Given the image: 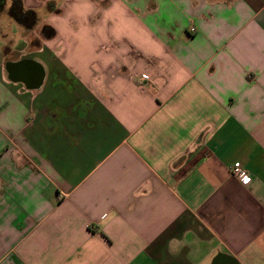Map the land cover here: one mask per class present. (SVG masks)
I'll use <instances>...</instances> for the list:
<instances>
[{"label":"crops","instance_id":"0c3cea01","mask_svg":"<svg viewBox=\"0 0 264 264\" xmlns=\"http://www.w3.org/2000/svg\"><path fill=\"white\" fill-rule=\"evenodd\" d=\"M96 8L0 29V264H264V0Z\"/></svg>","mask_w":264,"mask_h":264},{"label":"rangeland","instance_id":"374dc122","mask_svg":"<svg viewBox=\"0 0 264 264\" xmlns=\"http://www.w3.org/2000/svg\"><path fill=\"white\" fill-rule=\"evenodd\" d=\"M54 1L55 4H59V6L65 4L64 7L68 8H64L62 15L58 17L49 18L47 15L39 13L41 21H44V24L37 22L36 25L30 29H21L14 20L8 17L7 14H0V29L5 30V33L13 38V46L22 39L26 41V47L33 48L42 46L45 42L46 35L44 36L41 33V29L47 24L52 25L58 31L71 35H78L81 32L92 34L93 22L98 13V8H96V5L98 4L99 0H80V2L79 0ZM54 28L53 30H55ZM90 45L91 41L86 40L80 41L77 46H79L78 48H83Z\"/></svg>","mask_w":264,"mask_h":264},{"label":"trees","instance_id":"16d2710c","mask_svg":"<svg viewBox=\"0 0 264 264\" xmlns=\"http://www.w3.org/2000/svg\"><path fill=\"white\" fill-rule=\"evenodd\" d=\"M5 0H0V13L4 10ZM7 14L19 25L25 29H30L38 22L37 13L32 9L23 6L22 0H11V4L7 9ZM41 33L46 37H51L54 30L49 25H44Z\"/></svg>","mask_w":264,"mask_h":264},{"label":"built area","instance_id":"2783aa9c","mask_svg":"<svg viewBox=\"0 0 264 264\" xmlns=\"http://www.w3.org/2000/svg\"><path fill=\"white\" fill-rule=\"evenodd\" d=\"M145 77V76H143ZM230 174L237 178L242 184L247 185L251 181L248 172L241 166L240 162H234L229 168Z\"/></svg>","mask_w":264,"mask_h":264},{"label":"flooded vegetation","instance_id":"af4514ba","mask_svg":"<svg viewBox=\"0 0 264 264\" xmlns=\"http://www.w3.org/2000/svg\"><path fill=\"white\" fill-rule=\"evenodd\" d=\"M23 62H24V61H23ZM23 62L21 61L22 64H23ZM26 62L28 63V61H25V63H26ZM24 68H28V66H27L26 64H24ZM10 72H11V74L13 73V69H12V68L10 69Z\"/></svg>","mask_w":264,"mask_h":264},{"label":"water","instance_id":"95a60500","mask_svg":"<svg viewBox=\"0 0 264 264\" xmlns=\"http://www.w3.org/2000/svg\"><path fill=\"white\" fill-rule=\"evenodd\" d=\"M218 264H222V263H218Z\"/></svg>","mask_w":264,"mask_h":264}]
</instances>
